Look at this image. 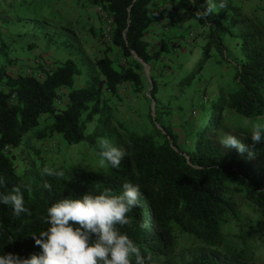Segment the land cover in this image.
I'll list each match as a JSON object with an SVG mask.
<instances>
[{
	"label": "trees",
	"instance_id": "trees-1",
	"mask_svg": "<svg viewBox=\"0 0 264 264\" xmlns=\"http://www.w3.org/2000/svg\"><path fill=\"white\" fill-rule=\"evenodd\" d=\"M88 1L112 18V30L111 43L92 62L83 84L76 85L80 68L70 57L39 65L35 73L13 75L0 66V191L23 185L31 213L16 217L9 206L0 205L2 251L22 258L39 253L32 235L47 227L52 203L106 188L118 194L131 182L140 185L141 202L128 213L131 223L118 227L134 240L146 264L263 263L249 239L254 226H245L240 216L245 211L264 216V141L255 143L248 135L252 124L264 123V19L258 16L264 0L254 4L246 18L233 4L207 18L198 15L206 0L165 4L168 22L172 9L178 8L196 25L193 33L184 29L178 34L182 39L177 43L185 40L190 57L179 66L180 73L172 75V84L191 86L212 51L230 60L234 69L232 86L210 100L201 117L204 122L186 136V149L179 146L172 127L160 121L161 109L155 107L152 120L162 131L154 127L155 134L139 132L118 119L104 98L127 83L142 89L143 65L134 55L145 63L153 60L149 43L141 39L152 22L151 0ZM5 2L0 0V12H12ZM226 40L237 49L233 59L227 56ZM113 48L123 63L114 64L107 53ZM150 81L156 104V77ZM216 127L240 134L248 151L241 155L222 149ZM55 135L74 147L73 152L51 158L43 154V145ZM101 139L126 149L119 167H99ZM45 165L64 170V177L41 176ZM45 182L50 189L43 187ZM228 222L238 226L239 243L225 231Z\"/></svg>",
	"mask_w": 264,
	"mask_h": 264
},
{
	"label": "rangeland",
	"instance_id": "rangeland-1",
	"mask_svg": "<svg viewBox=\"0 0 264 264\" xmlns=\"http://www.w3.org/2000/svg\"><path fill=\"white\" fill-rule=\"evenodd\" d=\"M80 1L16 0L15 4L12 5L8 3L9 0H6L4 6L12 12H0V47L2 46L5 51L4 54H0V66H3L7 72L13 75L35 73L39 65H51L55 60H64L70 57L80 68L76 85L81 84L85 75L91 73L92 62L100 57L101 51L103 52L104 49L108 48V44L104 40L100 22L96 45L82 34L84 25L81 22L85 19V13L92 12V10H90L91 6L87 8L83 4L85 6L84 12L78 11L79 13H77L76 7L72 4ZM259 1L262 0H228V4L230 3L228 6L233 4L239 10L240 15L246 18L254 10V4H260ZM262 5L264 6V4ZM181 12L185 14L183 11ZM258 13V16L264 19V11L261 10ZM70 16L74 22L67 19ZM225 18H229L227 14H225ZM67 20L70 26L64 23ZM195 27H186L188 29L185 31L193 33ZM175 30L172 24L171 27L168 25L162 29L163 38L157 43L159 45L156 46V48L158 47L156 56L150 63H145L134 55L143 65L141 75L143 83L140 91L132 84L127 83L121 85L114 95L105 93L104 98L118 119L139 132H151L153 134L155 132L154 127L162 131L161 124L154 123L152 120L155 115V107L161 109L162 111H157V115H160V121L172 127L178 135L179 146L186 149L188 147V142L185 141L186 136L194 133L191 128L197 130V125L200 126L204 122L201 117L210 100L216 98L219 90L232 86L234 69L231 67L230 60L221 58L212 51L211 57L206 61L191 86H175L171 83L172 75L180 73L181 67L179 66H182L184 60L190 57L186 52L188 47L183 46L185 40L184 42L183 40L180 41L181 45L177 43L178 39L182 38ZM66 31L70 32L71 36H75H72L71 40L75 38L76 43L73 44L70 39L65 38L64 32ZM79 40H82L85 52L81 48V51L78 50V47H81ZM164 42L167 47H161ZM226 47L230 51V54H227L228 58L233 59L237 49L233 48L229 40H226ZM121 62H124V58L120 56L114 60L115 65ZM151 76L156 77L157 82L156 104L149 93ZM163 80H168V83ZM226 132L233 131L224 128L218 129V127L214 129V134L218 137ZM43 146V154L46 153L50 158L65 153L69 154L74 150V147L68 146L59 135H55ZM23 162L19 161L20 164ZM240 217L245 226L249 223L254 226V231H249V239L257 252V257L263 261L260 264H264V232L262 231L264 230V216L245 211ZM225 231L235 238V243H239L238 226L234 222L226 223ZM181 242L190 244L187 239H183Z\"/></svg>",
	"mask_w": 264,
	"mask_h": 264
},
{
	"label": "clouds",
	"instance_id": "clouds-1",
	"mask_svg": "<svg viewBox=\"0 0 264 264\" xmlns=\"http://www.w3.org/2000/svg\"><path fill=\"white\" fill-rule=\"evenodd\" d=\"M227 6L228 0H206L198 15L207 18ZM248 135L255 143L264 141V123L252 124ZM218 143L222 149H235L241 155L248 151L238 133L226 132L220 135ZM99 146L101 168L106 164L117 168L127 155L125 148L108 139H101ZM64 175V170L51 166L41 169L43 177ZM23 187L15 185L8 192L0 191V205L9 206L16 217L31 215L25 205ZM43 187L50 189L51 185L45 182ZM122 187L118 194L106 188L52 203L44 221L47 227L32 235L41 251L22 258L15 253H4L2 247L0 264H146L134 240L118 227L131 223L128 213L140 205L141 187L131 182H125Z\"/></svg>",
	"mask_w": 264,
	"mask_h": 264
},
{
	"label": "crops",
	"instance_id": "crops-1",
	"mask_svg": "<svg viewBox=\"0 0 264 264\" xmlns=\"http://www.w3.org/2000/svg\"><path fill=\"white\" fill-rule=\"evenodd\" d=\"M169 2H170V0H151V3L149 5V14L152 18V22H151L150 26L142 33L141 39L144 40L145 42L149 43V47L147 50L150 53L151 57L156 56V52L153 50H154V47L159 45L157 43L161 41V38H163V34H162L163 28H166L168 25L171 27V24H172L176 29L175 31L177 33H181L184 31V29L187 30L190 27H195L193 19L186 13L182 14V12H181L182 10L178 9V8L172 9V11H171V17H172L171 22L172 23L168 22V19L167 18L165 19L166 15L164 12H162L161 8H163L165 6V4L169 3ZM83 4H85L87 6V8H89V6H91L90 10H92V12L89 11V12L85 13V19L83 20V22H81L84 25V27H83L84 31L82 34H84L88 38V40H92V42H94L96 45V40L98 39V33L100 30V23L102 24L101 18H100V16H98L99 13H98L97 7L92 6L88 0H81L79 3L77 2L76 4H72V5H74L76 7V11H77V13H79V12H84L85 6ZM95 12L97 14L98 19L96 17ZM161 13H162V15H160ZM81 14H83V13H81ZM70 18H72V17L70 16L67 19L70 21H73ZM68 20H67V22L64 21V23L67 24V26H70V23L68 22ZM186 27H188V28H186ZM68 28L71 29L70 27H68ZM71 33H73V32L71 31ZM64 35H65V38L70 39V40H71V37L73 36V35L71 36L70 32H67V31L64 32ZM73 37H75V36H73ZM71 42H73V44L76 43V39L74 38L73 40H71ZM79 43L81 44L80 45L81 47H78V50L81 51V49H83L85 52V48L82 45V40H79ZM101 53H102V51H101ZM108 54L113 60H115V58L120 55V52L118 51V49L113 48V50L110 51ZM87 76L88 75H85L84 79L82 80L83 83L87 79ZM79 85L80 84H78V86Z\"/></svg>",
	"mask_w": 264,
	"mask_h": 264
},
{
	"label": "built area",
	"instance_id": "built-area-1",
	"mask_svg": "<svg viewBox=\"0 0 264 264\" xmlns=\"http://www.w3.org/2000/svg\"><path fill=\"white\" fill-rule=\"evenodd\" d=\"M162 12L165 9L164 7L161 8ZM99 16L102 21V34L104 37V40L106 41L107 44L111 43V30H112V18L107 15L105 12L100 7H97Z\"/></svg>",
	"mask_w": 264,
	"mask_h": 264
}]
</instances>
